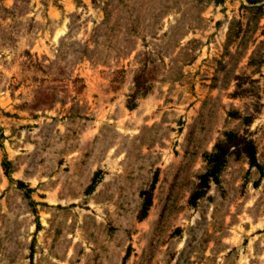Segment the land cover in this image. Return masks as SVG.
Returning <instances> with one entry per match:
<instances>
[{
  "label": "rangeland",
  "instance_id": "1",
  "mask_svg": "<svg viewBox=\"0 0 264 264\" xmlns=\"http://www.w3.org/2000/svg\"><path fill=\"white\" fill-rule=\"evenodd\" d=\"M0 264H264V0H0Z\"/></svg>",
  "mask_w": 264,
  "mask_h": 264
},
{
  "label": "trees",
  "instance_id": "2",
  "mask_svg": "<svg viewBox=\"0 0 264 264\" xmlns=\"http://www.w3.org/2000/svg\"><path fill=\"white\" fill-rule=\"evenodd\" d=\"M246 148L245 152L250 159L251 166H254L256 162V154L251 142L244 141ZM235 146V145H234ZM239 146V145H238ZM230 147V146H229ZM228 156V148L224 149L221 145L216 146V153L210 154L208 156V170L207 172L201 177V186H207L211 179L215 178L220 170L221 166L224 165L226 162V158ZM202 192L198 193L197 197L201 195Z\"/></svg>",
  "mask_w": 264,
  "mask_h": 264
}]
</instances>
